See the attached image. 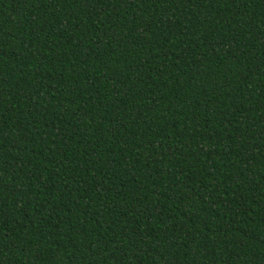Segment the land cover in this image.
<instances>
[{"label":"trees","instance_id":"trees-1","mask_svg":"<svg viewBox=\"0 0 264 264\" xmlns=\"http://www.w3.org/2000/svg\"><path fill=\"white\" fill-rule=\"evenodd\" d=\"M0 264H264V0H0Z\"/></svg>","mask_w":264,"mask_h":264}]
</instances>
